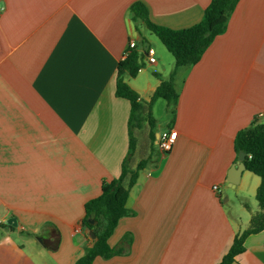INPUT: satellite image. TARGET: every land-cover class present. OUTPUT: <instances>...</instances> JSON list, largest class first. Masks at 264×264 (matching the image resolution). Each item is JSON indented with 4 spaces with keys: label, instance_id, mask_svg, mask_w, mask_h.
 I'll return each instance as SVG.
<instances>
[{
    "label": "crops",
    "instance_id": "0c3cea01",
    "mask_svg": "<svg viewBox=\"0 0 264 264\" xmlns=\"http://www.w3.org/2000/svg\"><path fill=\"white\" fill-rule=\"evenodd\" d=\"M136 1L173 29L199 23L212 2L0 0V264H76L95 242L86 203L121 175L130 149L131 102L117 95V79L132 39L143 66L125 80L140 101L149 106L173 73L179 100L166 125L155 116L165 99L152 104L154 140L148 122L134 130L129 163H147L127 200L135 213L109 239L125 252L93 264H220L260 211L261 177L245 169L231 187L229 175L238 131L264 114V0H240L201 60L177 70L159 37L133 19ZM167 128L178 139L162 155ZM244 246L231 264H264V230Z\"/></svg>",
    "mask_w": 264,
    "mask_h": 264
},
{
    "label": "trees",
    "instance_id": "16d2710c",
    "mask_svg": "<svg viewBox=\"0 0 264 264\" xmlns=\"http://www.w3.org/2000/svg\"><path fill=\"white\" fill-rule=\"evenodd\" d=\"M239 1L212 0L203 19L199 23L184 29H173L155 23L150 18L149 8L142 1L133 3L131 11L133 19L136 22L143 21L175 56L177 70L179 67L192 66L201 60L216 37L227 30L230 17ZM142 66L141 54L136 48L131 50L119 64L117 95L127 98L131 102L129 154L123 163L121 175L105 183L101 195L86 203V215L83 224L89 233L93 231L96 234L97 240L86 249V253L77 260L76 264H93L99 256L111 258L125 252L123 245L113 247L110 245L109 239L121 218L135 213L127 207V200L131 188L137 183L140 170L147 163V161L142 160L136 169H132L129 163L137 144L134 130L142 128L148 122L151 125V136L154 140L156 119L152 111V104L157 99L164 98L167 100L172 113L178 104L179 93L174 84V73L169 79L163 80L149 106L140 101L139 94L125 80V77L127 75L135 77ZM235 149L238 155L241 151L246 152V168L261 177V184L256 194L260 211L252 216L249 228L237 234L231 249L223 257L220 264H231L236 256L244 251L247 236L264 230V117L259 115L250 126L238 131L235 137ZM123 242H131L130 233L125 234Z\"/></svg>",
    "mask_w": 264,
    "mask_h": 264
},
{
    "label": "built area",
    "instance_id": "2783aa9c",
    "mask_svg": "<svg viewBox=\"0 0 264 264\" xmlns=\"http://www.w3.org/2000/svg\"><path fill=\"white\" fill-rule=\"evenodd\" d=\"M3 11V7L0 5V15ZM137 47V42L135 39L130 40L129 47L127 52L125 53V58L128 56L131 50ZM124 58V59H125ZM148 59L150 63H155L157 61L155 52L153 49H149L148 51ZM261 117H264V114H260ZM178 139V132L174 128H167L163 130L157 141V147L162 155H166L173 150V147ZM214 188L219 190V185H215Z\"/></svg>",
    "mask_w": 264,
    "mask_h": 264
},
{
    "label": "water",
    "instance_id": "95a60500",
    "mask_svg": "<svg viewBox=\"0 0 264 264\" xmlns=\"http://www.w3.org/2000/svg\"><path fill=\"white\" fill-rule=\"evenodd\" d=\"M246 152L244 151H241L239 153V156H238V160L239 162L236 164V166L232 169V171L230 172V175H229V182H230V185L231 187H237V185L239 184L240 182V178H241V174L242 172L247 169L246 168V164H245V159H246ZM8 223L10 225H13V226H16L17 225V219L16 218H10L8 220ZM90 236L94 239V241L97 240V237H96V234L91 231L90 233Z\"/></svg>",
    "mask_w": 264,
    "mask_h": 264
},
{
    "label": "rangeland",
    "instance_id": "374dc122",
    "mask_svg": "<svg viewBox=\"0 0 264 264\" xmlns=\"http://www.w3.org/2000/svg\"><path fill=\"white\" fill-rule=\"evenodd\" d=\"M152 35L154 37H157L154 33H152ZM158 103H159V105L157 104L158 105L157 106L158 112H156L155 116L158 119V121L160 122V124L166 125L167 123H170L169 120L172 117L173 113L170 111V109H169V111H167V108H166L167 104H166L165 100L161 99V100H159ZM153 154H154V156H157L155 151H153Z\"/></svg>",
    "mask_w": 264,
    "mask_h": 264
}]
</instances>
